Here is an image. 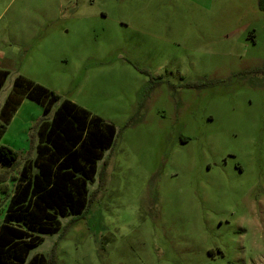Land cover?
I'll use <instances>...</instances> for the list:
<instances>
[{"label":"rangeland","instance_id":"1","mask_svg":"<svg viewBox=\"0 0 264 264\" xmlns=\"http://www.w3.org/2000/svg\"><path fill=\"white\" fill-rule=\"evenodd\" d=\"M258 0H0V67L112 123L90 200L36 248L52 264H264ZM264 3V1H263ZM24 99L0 144L34 155ZM0 180V218L18 173ZM4 171L0 163V172Z\"/></svg>","mask_w":264,"mask_h":264},{"label":"trees","instance_id":"2","mask_svg":"<svg viewBox=\"0 0 264 264\" xmlns=\"http://www.w3.org/2000/svg\"><path fill=\"white\" fill-rule=\"evenodd\" d=\"M264 0L258 6L264 10ZM9 71L0 67V91ZM18 73L0 106V137L26 99L42 114L34 125V155L19 159L17 151L0 144V180L18 165V173L0 218V264H52L44 253L29 251L43 235L60 228V218L81 214L91 198L103 150L112 147L117 130L98 115ZM8 173V174H7Z\"/></svg>","mask_w":264,"mask_h":264},{"label":"crops","instance_id":"3","mask_svg":"<svg viewBox=\"0 0 264 264\" xmlns=\"http://www.w3.org/2000/svg\"><path fill=\"white\" fill-rule=\"evenodd\" d=\"M3 99H4V98H3ZM2 102H3V100H2ZM2 102L0 103V106H1ZM9 124H10V123H9Z\"/></svg>","mask_w":264,"mask_h":264},{"label":"flooded vegetation","instance_id":"4","mask_svg":"<svg viewBox=\"0 0 264 264\" xmlns=\"http://www.w3.org/2000/svg\"><path fill=\"white\" fill-rule=\"evenodd\" d=\"M262 73H264V72H262Z\"/></svg>","mask_w":264,"mask_h":264}]
</instances>
